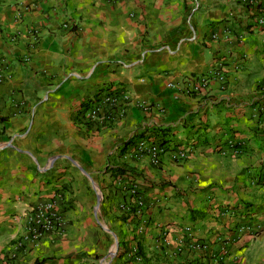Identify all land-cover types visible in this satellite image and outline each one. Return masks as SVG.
<instances>
[{
    "label": "crops",
    "instance_id": "obj_1",
    "mask_svg": "<svg viewBox=\"0 0 264 264\" xmlns=\"http://www.w3.org/2000/svg\"><path fill=\"white\" fill-rule=\"evenodd\" d=\"M0 74V264H264V0H0Z\"/></svg>",
    "mask_w": 264,
    "mask_h": 264
},
{
    "label": "built area",
    "instance_id": "obj_2",
    "mask_svg": "<svg viewBox=\"0 0 264 264\" xmlns=\"http://www.w3.org/2000/svg\"><path fill=\"white\" fill-rule=\"evenodd\" d=\"M68 28V24L63 25ZM5 80L3 74H0V83ZM127 95L121 91L119 92H106L96 97L89 105L85 113L82 114L83 124H110L113 123L117 115L123 113V103L127 100ZM137 155H148L153 164H159L160 156L166 151L158 145L148 142L146 140L139 141L133 148ZM186 153L184 150L177 151L172 159L175 162H181L185 159ZM138 206L142 203L136 202ZM63 226V221L59 215L58 209L54 201H46L40 203L30 209L28 216L26 236L21 241L37 242L45 234L57 230ZM22 242H19V246ZM223 259V255H219L216 262L219 263Z\"/></svg>",
    "mask_w": 264,
    "mask_h": 264
},
{
    "label": "trees",
    "instance_id": "obj_3",
    "mask_svg": "<svg viewBox=\"0 0 264 264\" xmlns=\"http://www.w3.org/2000/svg\"><path fill=\"white\" fill-rule=\"evenodd\" d=\"M0 122H3V119H0ZM138 139H139V137H133V138H131L129 141H128V143L126 144V145H129V144H132V145H135V143H136V141H138ZM160 148H162L164 151H168V147H167V142H165L164 140H160V141H158L157 143H156ZM232 148H234V149H238L239 147H238V145H235V146H233ZM118 172H119V170H117L116 172H114V173H116V174H114V175H117L118 174ZM120 172H126V173H124V174H127L128 176H132L131 174V172L130 171H124V170H121ZM134 256H137V254H135Z\"/></svg>",
    "mask_w": 264,
    "mask_h": 264
}]
</instances>
